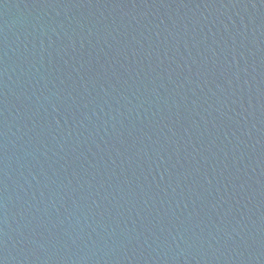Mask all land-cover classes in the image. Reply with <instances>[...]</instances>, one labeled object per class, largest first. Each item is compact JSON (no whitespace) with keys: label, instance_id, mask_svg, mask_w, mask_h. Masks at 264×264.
I'll return each instance as SVG.
<instances>
[{"label":"water","instance_id":"water-1","mask_svg":"<svg viewBox=\"0 0 264 264\" xmlns=\"http://www.w3.org/2000/svg\"><path fill=\"white\" fill-rule=\"evenodd\" d=\"M0 264H264V0H0Z\"/></svg>","mask_w":264,"mask_h":264}]
</instances>
